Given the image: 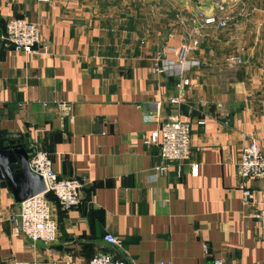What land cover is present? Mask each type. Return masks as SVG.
Returning a JSON list of instances; mask_svg holds the SVG:
<instances>
[{
    "label": "crops",
    "instance_id": "0c3cea01",
    "mask_svg": "<svg viewBox=\"0 0 264 264\" xmlns=\"http://www.w3.org/2000/svg\"><path fill=\"white\" fill-rule=\"evenodd\" d=\"M200 13L227 24L199 26ZM10 17L39 25L41 41L31 53L1 46L0 136L47 151L58 175L87 182L67 210L48 198L58 223L50 244L11 233L18 204L0 187V264H79L98 251L144 263L264 264L253 217L264 181L247 179L246 199L237 175L250 137L264 152V0H0V38ZM197 36L199 65L172 105L175 79L152 64ZM174 114L191 124V155L167 162L145 140Z\"/></svg>",
    "mask_w": 264,
    "mask_h": 264
},
{
    "label": "built area",
    "instance_id": "2783aa9c",
    "mask_svg": "<svg viewBox=\"0 0 264 264\" xmlns=\"http://www.w3.org/2000/svg\"><path fill=\"white\" fill-rule=\"evenodd\" d=\"M196 19L199 26L214 24L222 27L227 24L226 16H218L216 14L203 15L200 13ZM3 39L13 50L31 53L41 41L39 25L22 17H10L4 23ZM200 40L201 37L197 36L192 40L190 45L179 47L174 58L157 57L152 64L153 72L175 79L177 94L171 96L168 101L172 105L178 106L181 104L183 87L190 84L186 73L199 65V61L193 58L191 53L195 49V46H198ZM226 62L240 64L242 60L238 56H229L226 58ZM57 106L61 118H64L66 115L68 116L70 111L69 104L58 103ZM70 119L72 118L70 117ZM143 120L145 122H152L154 116L144 113ZM203 122V120L198 121L200 124ZM145 142L156 145L159 156L167 162L185 161L191 155V124L177 114L171 115L150 132ZM28 167L33 172L42 176L45 183V191L35 194L18 204L17 212L10 219L11 233L15 236H21L32 243L40 241L50 244L57 238L58 223L50 209L48 194L56 200L61 210H67L78 204L80 189L87 181L84 177L67 178L58 175L54 170L50 154L43 149H35L33 155L28 159ZM160 170L165 171L166 167H160ZM190 174L192 176L198 175L197 163L191 164ZM237 175L239 178L238 187L246 199L251 194L247 188V179L253 178L264 181V152L261 149L259 141L254 137H250L241 150L237 164ZM253 217L264 229V189ZM103 239L110 244L117 242V238L111 233L105 234ZM79 264L181 263L165 260L144 263L116 258L108 251H98L87 261ZM212 264L225 263L222 258L216 257L212 260Z\"/></svg>",
    "mask_w": 264,
    "mask_h": 264
},
{
    "label": "water",
    "instance_id": "95a60500",
    "mask_svg": "<svg viewBox=\"0 0 264 264\" xmlns=\"http://www.w3.org/2000/svg\"><path fill=\"white\" fill-rule=\"evenodd\" d=\"M3 43L2 35L0 50ZM34 151V147L26 150L23 142L15 135L0 136V187L6 188L17 204L45 191L42 176L28 167V159Z\"/></svg>",
    "mask_w": 264,
    "mask_h": 264
},
{
    "label": "trees",
    "instance_id": "16d2710c",
    "mask_svg": "<svg viewBox=\"0 0 264 264\" xmlns=\"http://www.w3.org/2000/svg\"><path fill=\"white\" fill-rule=\"evenodd\" d=\"M51 195L50 194H48V198L50 197Z\"/></svg>",
    "mask_w": 264,
    "mask_h": 264
}]
</instances>
